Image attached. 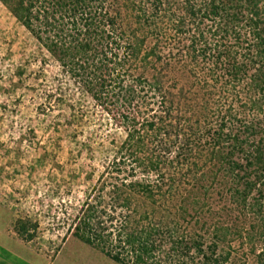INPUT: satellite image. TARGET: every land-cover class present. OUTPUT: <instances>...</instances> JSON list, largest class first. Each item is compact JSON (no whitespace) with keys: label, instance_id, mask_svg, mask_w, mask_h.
Segmentation results:
<instances>
[{"label":"trees","instance_id":"trees-1","mask_svg":"<svg viewBox=\"0 0 264 264\" xmlns=\"http://www.w3.org/2000/svg\"><path fill=\"white\" fill-rule=\"evenodd\" d=\"M0 2L123 134L73 238L116 264H264V0Z\"/></svg>","mask_w":264,"mask_h":264},{"label":"rangeland","instance_id":"rangeland-1","mask_svg":"<svg viewBox=\"0 0 264 264\" xmlns=\"http://www.w3.org/2000/svg\"><path fill=\"white\" fill-rule=\"evenodd\" d=\"M123 134L0 2L1 162L19 163L21 209L54 264H116L69 233ZM27 217L25 216V219Z\"/></svg>","mask_w":264,"mask_h":264},{"label":"crops","instance_id":"crops-1","mask_svg":"<svg viewBox=\"0 0 264 264\" xmlns=\"http://www.w3.org/2000/svg\"><path fill=\"white\" fill-rule=\"evenodd\" d=\"M3 153H0V264H54L50 256L51 248L40 249L39 230L36 237L26 241L18 234L16 223L18 220L31 218L28 211H22L24 190L32 191L29 183L20 184V164L6 165Z\"/></svg>","mask_w":264,"mask_h":264}]
</instances>
